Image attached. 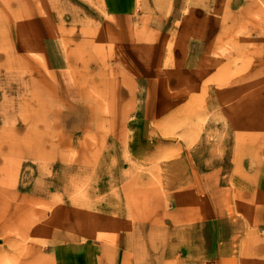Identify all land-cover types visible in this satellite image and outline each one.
Listing matches in <instances>:
<instances>
[{"label": "rangeland", "instance_id": "rangeland-1", "mask_svg": "<svg viewBox=\"0 0 264 264\" xmlns=\"http://www.w3.org/2000/svg\"><path fill=\"white\" fill-rule=\"evenodd\" d=\"M138 1L0 0V264H264V0Z\"/></svg>", "mask_w": 264, "mask_h": 264}, {"label": "crops", "instance_id": "crops-1", "mask_svg": "<svg viewBox=\"0 0 264 264\" xmlns=\"http://www.w3.org/2000/svg\"><path fill=\"white\" fill-rule=\"evenodd\" d=\"M102 9V15L108 16L115 18L122 24L128 23L132 20V17L137 13V8H138V0H99ZM137 33L134 34V37L137 39ZM127 38L121 37L119 40L120 45H127L123 43L122 41H125ZM120 48L124 49L125 46H120ZM122 52V51H121ZM140 60L141 57H137ZM148 68L146 69L147 74L143 78L146 80L144 83H149L152 86V79H155L156 77L153 76L152 73V68L153 64H146ZM139 77V76H138ZM140 79V78H138ZM146 86V85H145ZM148 86V85H147ZM146 86V87H147ZM149 87V86H148ZM230 135H235V133H230ZM232 143V142H231ZM137 150V149H136ZM193 195V193H191ZM0 201H2V204L0 203V207L3 209L2 212H0V232L4 231L7 229V226L10 224V221L8 220L7 216L9 215L8 213L5 215L3 214L5 204L4 198L0 197ZM1 210V209H0ZM10 216V215H9ZM67 234L69 231H63ZM72 232V230L70 231ZM69 232V237L63 238V239H58L57 240V235L50 236L49 238L39 236L40 239H42L44 243V253L45 255H48L51 259L52 264H88L90 263V260L88 258L93 257V254L91 253L90 249L96 248L94 244L86 241L85 244L83 245V241H76L72 238L71 234ZM57 241L60 242L57 244ZM48 243V247L45 245ZM106 248V246H105ZM48 249V250H47ZM110 248L107 247L105 255L107 256V259L104 258V255H102V258L98 255L96 252V257H98V264H112L113 262L119 263L120 262V252L116 254V256L111 257ZM79 257L83 258V262L79 263ZM109 258H113L111 261ZM108 261H105V260ZM119 261V262H118Z\"/></svg>", "mask_w": 264, "mask_h": 264}, {"label": "bare ground", "instance_id": "bare-ground-1", "mask_svg": "<svg viewBox=\"0 0 264 264\" xmlns=\"http://www.w3.org/2000/svg\"><path fill=\"white\" fill-rule=\"evenodd\" d=\"M212 1H213V0H212ZM222 2H223V1H222ZM222 2H221V3H222ZM223 3H224V2H223ZM210 5H211V4H210ZM218 6H219V5H218ZM221 6H222V5H221ZM263 7H264V6H263ZM200 8H201V7H200ZM203 8H204V7H203ZM207 8H208V7H207ZM207 8H206V9H207ZM206 9H205V10H206ZM189 10H190V9H189ZM203 11H204V10H203ZM244 20H245V19H244ZM244 20H243V21H244ZM261 20H262V19H261ZM217 30H218V29H217ZM217 32H218V31H217ZM216 34H217V33H216ZM216 34H215V35H216ZM36 182H37V181H36ZM21 193H22V192H21ZM17 194H18V193H17ZM30 195L32 196V194H30ZM23 199H24V198H23ZM55 200H56V199H55ZM5 203H6V202H5ZM1 259H2V258H1ZM1 263H2V262H1Z\"/></svg>", "mask_w": 264, "mask_h": 264}]
</instances>
